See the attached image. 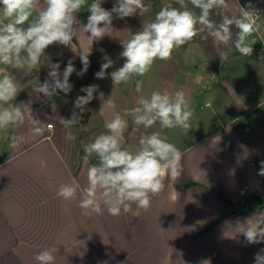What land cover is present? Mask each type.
<instances>
[{
	"label": "crops",
	"instance_id": "1",
	"mask_svg": "<svg viewBox=\"0 0 264 264\" xmlns=\"http://www.w3.org/2000/svg\"><path fill=\"white\" fill-rule=\"evenodd\" d=\"M115 3L104 0L102 7L111 10ZM262 3L229 0L226 12L239 14L240 7L251 5L260 10L258 23L264 16ZM88 14L87 6L77 14L72 48L54 44L46 49L41 66L49 60L47 67L15 69L23 74L37 70L21 83L14 103L26 105L45 131L34 136L27 122L0 131V264H37L36 254L46 248L57 249L55 264H254L264 241L248 243L242 231L264 222V175L259 174L264 167V38L255 41L251 56L232 46L227 60L218 53L217 70H207L196 82L197 92L186 95L191 104L201 100L191 107L188 133L161 130L159 124L137 128L127 117L125 147L135 150L142 135L162 131L183 153L181 176L165 177V188L152 198L148 211L135 215L133 205L131 212L116 217L106 211L85 215L79 202L87 186V166L97 160L83 161L84 145L106 131L104 124L115 112L134 106L129 94H119L112 85L110 75H95L102 57L120 50L125 40L126 22L115 15L107 36L92 44L87 71L77 75L84 67L80 55L89 46L83 31ZM94 48L101 52L92 68ZM69 59L76 71L69 77L72 90L67 95L58 91L49 100L33 92L49 79L50 64L59 63L62 74ZM0 72L8 70L0 64ZM87 86H96V91L81 111L74 102L86 95L81 88ZM111 96L114 108L105 104ZM73 112L76 123L65 128L60 119H71ZM12 137L23 140L13 147ZM65 183L77 186L76 199L57 195Z\"/></svg>",
	"mask_w": 264,
	"mask_h": 264
},
{
	"label": "clouds",
	"instance_id": "2",
	"mask_svg": "<svg viewBox=\"0 0 264 264\" xmlns=\"http://www.w3.org/2000/svg\"><path fill=\"white\" fill-rule=\"evenodd\" d=\"M103 2L0 0V64L11 69H36L41 66L49 46L59 44L72 48L78 32L77 14L87 6L89 14L83 31L88 34L89 46L85 49L87 54L80 55L84 67L77 73L82 76L87 71L92 44L107 36L114 15L119 19L137 14L143 17L151 8L144 0H116L111 10H107L102 7ZM175 4L178 7L173 3L163 4L150 22L143 23L139 31L120 42L124 63L110 73L113 85L126 84L132 77L143 78L157 60H171L174 51L197 36L201 39L211 37L222 45L231 43L240 54L252 55L256 42L250 37L259 30V25L257 11L251 5L247 10L240 7L238 16H229L223 14L228 10V0H175ZM214 12L222 17L219 22L211 18ZM233 27L237 30L235 34ZM222 58L227 60V53H223ZM50 65L49 79L33 88L34 93L49 100L58 91L67 95L72 90L69 77L76 71L71 59L62 74L59 63ZM110 67L112 61L107 59L96 77L105 78ZM81 91L86 95L78 96L74 107L83 111L94 98L96 86H87ZM20 92L21 82L11 72H0V131L27 122L34 136L43 135L42 122L27 110L26 105L14 103ZM105 104L109 108L115 107L112 96ZM51 107L55 111V103ZM99 114L103 115V107ZM192 116L190 102L183 90L172 94L153 90L147 97L140 96L136 107L125 108L123 114L115 112L104 124L106 131L84 145L83 161L87 163L94 157L97 162L87 166V186L79 202L83 214L103 215L106 211L116 217L131 212L135 205L134 214L139 215L140 210L148 211L152 198L164 190L166 176L178 179L183 172L182 151L162 131L142 135L135 150L125 147V132L129 128L127 117H131L137 128L149 129L159 124L161 130L178 128L188 133ZM76 118L73 112L71 119L61 118L60 123L68 128L76 123ZM52 126L48 125L49 128ZM68 138L75 139L70 133ZM22 140L23 137H12V146L16 147ZM259 174L264 175V167ZM57 195L65 201L74 200L78 195L77 186L61 184ZM261 224L264 222L242 231L248 243L264 241ZM56 252L57 249L46 248L36 254L35 260L37 264H55ZM254 264H264V250L255 255Z\"/></svg>",
	"mask_w": 264,
	"mask_h": 264
},
{
	"label": "rangeland",
	"instance_id": "3",
	"mask_svg": "<svg viewBox=\"0 0 264 264\" xmlns=\"http://www.w3.org/2000/svg\"><path fill=\"white\" fill-rule=\"evenodd\" d=\"M146 5H149L148 0H144ZM154 18L153 13L150 11L145 13L143 17L139 14L133 17H125L121 19L122 22H126V34L125 39L129 38L133 32L139 31L143 23L150 22ZM140 24L141 26L137 27ZM259 29L264 30V16L258 21ZM253 40L259 41L264 38V34L261 36L258 35V32H255L252 35ZM215 49L217 53L222 55L223 53H229L228 50L232 46L222 45L218 42H215ZM120 45V44H119ZM122 47V46H120ZM122 48L118 51L105 54L102 57V62L99 65V71L101 65L107 62V59L112 61V67L106 70L105 76L110 75V73L117 68L121 67L124 63V59L121 58L120 53ZM230 51V50H229ZM101 50L96 49V51L90 57L91 66L94 67L96 60L99 57ZM107 58V59H106ZM2 69L8 70L11 72V68L7 65L1 64ZM213 67L209 58L206 56L203 47L197 43H191L184 50H176L173 53L172 59L168 61L157 60L151 70L142 78V88L138 92V98L136 99L135 94V77H132L126 84L122 85H113L115 88H118L120 91L119 94H129L131 101L134 103L133 107L137 106V101L140 96L147 97L150 95L153 90L167 91L169 94L174 93L177 90H183L185 95L191 93L192 90L197 92V80L204 77L207 70ZM214 68V67H213ZM187 97V96H186ZM136 99V100H135ZM126 100V99H125ZM201 100L198 102L195 100L190 103V106L200 104Z\"/></svg>",
	"mask_w": 264,
	"mask_h": 264
},
{
	"label": "trees",
	"instance_id": "4",
	"mask_svg": "<svg viewBox=\"0 0 264 264\" xmlns=\"http://www.w3.org/2000/svg\"><path fill=\"white\" fill-rule=\"evenodd\" d=\"M229 1V0H228ZM148 2L151 5V11L153 13V15L155 16V13L157 11H159L160 7L165 4V3H173V6L178 7V5L175 4V0H168V1H164V0H148ZM262 6L264 8V0L262 3ZM198 11V10H197ZM223 14L225 15H229V16H238L239 14H235V15H231L228 14L227 12H224ZM214 21L219 22L221 20V16L217 15L215 12L212 14L211 17ZM233 33L235 34V32L237 31L234 27H233ZM197 42L199 43L203 49L204 52L206 54V56L209 58L210 62L212 63L213 67L217 70L218 68V61H219V55L215 49V44L214 41L211 37H208L207 39H201L200 36H197L196 38H194V40L190 43H188L185 46H182L179 50H184L187 48V46L191 43ZM232 45V44H231ZM233 48H235L232 45ZM97 48H94V52L96 51ZM93 52V53H94ZM50 61L47 60L42 66L41 68H45L49 65ZM11 73L16 77V79L18 81H20L21 83H23L24 81H26L27 79H29L30 77L34 76L37 73V70H34L31 74H23L22 72L16 71L15 69L11 70Z\"/></svg>",
	"mask_w": 264,
	"mask_h": 264
},
{
	"label": "water",
	"instance_id": "5",
	"mask_svg": "<svg viewBox=\"0 0 264 264\" xmlns=\"http://www.w3.org/2000/svg\"><path fill=\"white\" fill-rule=\"evenodd\" d=\"M142 78L141 77H135V95L138 94V92L141 90V86H142Z\"/></svg>",
	"mask_w": 264,
	"mask_h": 264
},
{
	"label": "built area",
	"instance_id": "6",
	"mask_svg": "<svg viewBox=\"0 0 264 264\" xmlns=\"http://www.w3.org/2000/svg\"><path fill=\"white\" fill-rule=\"evenodd\" d=\"M255 10L257 11V16L259 18V16H260V10L259 9H255ZM263 44H264V40H263Z\"/></svg>",
	"mask_w": 264,
	"mask_h": 264
}]
</instances>
